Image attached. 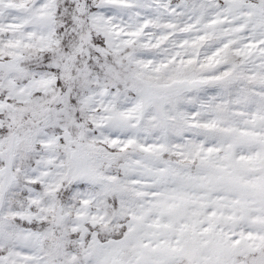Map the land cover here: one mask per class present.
Returning <instances> with one entry per match:
<instances>
[{
    "label": "snow or ice",
    "instance_id": "6c2138e0",
    "mask_svg": "<svg viewBox=\"0 0 264 264\" xmlns=\"http://www.w3.org/2000/svg\"><path fill=\"white\" fill-rule=\"evenodd\" d=\"M0 264H264V0H0Z\"/></svg>",
    "mask_w": 264,
    "mask_h": 264
}]
</instances>
